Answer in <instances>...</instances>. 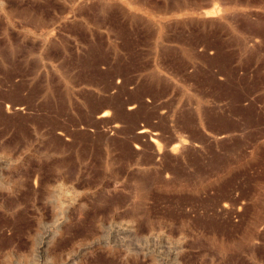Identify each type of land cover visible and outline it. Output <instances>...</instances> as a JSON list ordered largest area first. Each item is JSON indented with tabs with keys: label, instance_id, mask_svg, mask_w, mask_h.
<instances>
[{
	"label": "rangeland",
	"instance_id": "rangeland-1",
	"mask_svg": "<svg viewBox=\"0 0 264 264\" xmlns=\"http://www.w3.org/2000/svg\"><path fill=\"white\" fill-rule=\"evenodd\" d=\"M0 255L264 264V0H0Z\"/></svg>",
	"mask_w": 264,
	"mask_h": 264
},
{
	"label": "bare ground",
	"instance_id": "bare-ground-1",
	"mask_svg": "<svg viewBox=\"0 0 264 264\" xmlns=\"http://www.w3.org/2000/svg\"><path fill=\"white\" fill-rule=\"evenodd\" d=\"M122 87V86H121ZM120 89V88H119ZM4 101V100H3ZM12 104V103H11ZM2 106V105H1ZM12 111V110H11ZM4 112V111H3ZM107 114V113H106ZM138 134H141V135H143V134H145V130H143V129H141L139 132H138ZM140 136V135H139ZM145 136V135H144ZM149 137V136H148ZM178 151V150H177ZM181 151H183V150H181ZM157 153H158V151H156ZM157 153H155V154H157ZM158 156V155H157ZM154 157H156V156H154ZM152 161V160H151ZM179 162V161H178ZM153 163V162H152ZM32 186V185H31ZM62 186V185H61ZM34 190V189H33ZM32 190V191H33ZM59 190V189H58ZM63 191V190H62ZM57 193H58V191H56ZM64 192V191H63ZM63 196V195H62ZM61 197V196H60ZM68 197V196H67ZM2 198V197H1ZM16 203V202H15ZM65 203V202H64ZM58 246V245H57ZM48 247H50V246H48ZM47 247V248H48ZM31 249V248H30ZM30 253H31V251H30ZM8 254V253H7ZM6 255V254H5ZM15 255V254H14ZM1 256V255H0ZM2 256H3V254H2ZM13 257V256H12ZM4 262V261H3ZM8 264V263H7Z\"/></svg>",
	"mask_w": 264,
	"mask_h": 264
}]
</instances>
